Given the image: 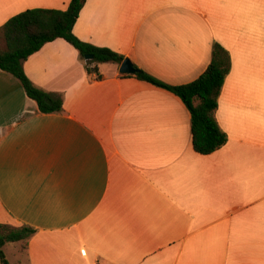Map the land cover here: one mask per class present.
<instances>
[{
  "label": "crops",
  "instance_id": "1",
  "mask_svg": "<svg viewBox=\"0 0 264 264\" xmlns=\"http://www.w3.org/2000/svg\"><path fill=\"white\" fill-rule=\"evenodd\" d=\"M70 1L0 0V26ZM73 31L173 86L221 43L228 139L196 152L179 96L120 63L87 64L63 38L23 64L62 95L59 111L0 68V223L36 230L27 247L5 244L10 264H264V0H86Z\"/></svg>",
  "mask_w": 264,
  "mask_h": 264
},
{
  "label": "trees",
  "instance_id": "2",
  "mask_svg": "<svg viewBox=\"0 0 264 264\" xmlns=\"http://www.w3.org/2000/svg\"><path fill=\"white\" fill-rule=\"evenodd\" d=\"M86 0H71L66 9L34 7L11 16L0 26V37L5 47H0V68L15 75L23 84L29 97L34 99L42 112L63 109L61 94L44 90L33 83L24 69V61L38 51L46 42L63 38L77 48L87 64L114 61L121 63L123 55L109 47L96 46L80 39L73 27ZM137 67V65H135ZM231 67L229 51L215 42L212 60L204 72L191 82L180 85L163 83L138 68L137 78L166 88L179 96L191 115L192 143L196 152L209 154L227 142L228 136L216 118L218 97ZM97 71L98 67H88ZM36 230L26 224L10 227L0 223V262L10 264L4 250L8 242L22 241L27 247L29 238Z\"/></svg>",
  "mask_w": 264,
  "mask_h": 264
},
{
  "label": "water",
  "instance_id": "3",
  "mask_svg": "<svg viewBox=\"0 0 264 264\" xmlns=\"http://www.w3.org/2000/svg\"><path fill=\"white\" fill-rule=\"evenodd\" d=\"M86 59H92V54H86ZM138 68L135 66V64L131 61L129 58H124L123 61L120 63L119 71L123 74H136L138 72Z\"/></svg>",
  "mask_w": 264,
  "mask_h": 264
},
{
  "label": "rangeland",
  "instance_id": "4",
  "mask_svg": "<svg viewBox=\"0 0 264 264\" xmlns=\"http://www.w3.org/2000/svg\"><path fill=\"white\" fill-rule=\"evenodd\" d=\"M12 247V246H11Z\"/></svg>",
  "mask_w": 264,
  "mask_h": 264
}]
</instances>
